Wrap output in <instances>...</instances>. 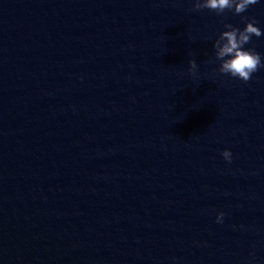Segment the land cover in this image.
<instances>
[{
	"label": "water",
	"instance_id": "95a60500",
	"mask_svg": "<svg viewBox=\"0 0 264 264\" xmlns=\"http://www.w3.org/2000/svg\"><path fill=\"white\" fill-rule=\"evenodd\" d=\"M193 4L0 0V264H264V0Z\"/></svg>",
	"mask_w": 264,
	"mask_h": 264
},
{
	"label": "clouds",
	"instance_id": "9594fccd",
	"mask_svg": "<svg viewBox=\"0 0 264 264\" xmlns=\"http://www.w3.org/2000/svg\"><path fill=\"white\" fill-rule=\"evenodd\" d=\"M257 2L258 0H194L193 7L208 8L217 14L224 13L226 9L239 14ZM242 19L245 20L243 27L225 23L223 30L219 32L213 42V48L215 59L219 61L218 71L220 73L248 81L253 73L264 67V54L245 45L249 43L253 35L259 37L264 34V29L255 22V17H242ZM189 64V71L195 72L197 69L195 59L190 60ZM222 156L225 160L231 161V150L223 149ZM223 217L224 212H218L216 221L222 223Z\"/></svg>",
	"mask_w": 264,
	"mask_h": 264
}]
</instances>
